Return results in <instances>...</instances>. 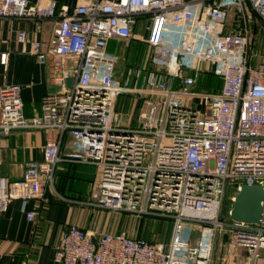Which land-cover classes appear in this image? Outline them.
Segmentation results:
<instances>
[{"label":"built area","instance_id":"1","mask_svg":"<svg viewBox=\"0 0 264 264\" xmlns=\"http://www.w3.org/2000/svg\"><path fill=\"white\" fill-rule=\"evenodd\" d=\"M1 18L53 23L46 46L25 31L16 41L63 91L27 117L21 87L0 86V135L40 130L46 138L42 158L25 163L19 180L0 175V214L12 201L42 199L58 163L89 164L98 170L94 207L170 221L171 234L157 242L70 226L56 263L214 264L222 251L220 264H264V61L251 47L264 30V0H88L73 9L0 0ZM143 18L145 38L134 32ZM112 39L145 43L148 68L127 65L117 76ZM203 74L220 82L217 92L195 90ZM123 95L143 97L133 126L120 124ZM64 136L75 150L60 153ZM243 185L263 190L256 224L230 219Z\"/></svg>","mask_w":264,"mask_h":264},{"label":"crops","instance_id":"2","mask_svg":"<svg viewBox=\"0 0 264 264\" xmlns=\"http://www.w3.org/2000/svg\"><path fill=\"white\" fill-rule=\"evenodd\" d=\"M29 1L35 3L37 0ZM43 1H55L57 7L73 9L88 0ZM143 21L146 22V18L138 21L134 32L145 38ZM52 29L51 21L38 23L0 19V54H6L5 65H0V86L16 84L21 87V99L27 117L40 112V102L45 95L61 92L63 87L51 82L48 67L39 65L35 57L28 53V46L17 43L16 35L18 31H25L28 38L46 46L52 37ZM116 43L119 40H110V48L107 50L114 52ZM139 44L147 46L142 42ZM253 44L252 50L258 55ZM258 61H264V49L263 57ZM217 82L220 88V82ZM197 85L195 90L200 91ZM45 140V134L40 130H14L8 135H0V175L10 180H19L25 163L42 158ZM75 148L76 141L64 136L60 153ZM97 172L94 165L60 162L54 171L53 188L46 189L42 199L9 203L7 210L0 214V264H60L54 260L55 250L62 234L70 226L97 235L121 231L127 233L128 214L103 210L91 203ZM30 211L36 213L33 221L27 219Z\"/></svg>","mask_w":264,"mask_h":264},{"label":"rangeland","instance_id":"3","mask_svg":"<svg viewBox=\"0 0 264 264\" xmlns=\"http://www.w3.org/2000/svg\"><path fill=\"white\" fill-rule=\"evenodd\" d=\"M142 24L145 26L146 23ZM140 36H142V34H140ZM253 45L258 51L257 60H261L264 49V30H259V32L256 34ZM114 46L115 44L113 47ZM107 48L109 49L110 45ZM115 48L114 52L113 50H109L108 52L114 57V65L117 76L127 65L145 67L146 69L148 68V63L151 56V49L148 46L141 45L138 41L127 42L124 40H119V43H116ZM197 84L198 89L201 92H217L219 89L217 80L206 74H203L199 77ZM142 99V96L134 97L129 95H123L119 98L116 108L120 115V124L133 126L136 123H139L137 116L143 110ZM126 216L129 221V231L127 232L128 235L132 237L140 236L149 241L157 242H166L169 239L171 234L170 221L161 218H139L135 217L134 215ZM187 239L193 242L195 239L194 233L187 235ZM242 252V250L237 249L234 253L237 263H242L244 261V254ZM222 256V251H218L214 264H220L219 260Z\"/></svg>","mask_w":264,"mask_h":264},{"label":"water","instance_id":"4","mask_svg":"<svg viewBox=\"0 0 264 264\" xmlns=\"http://www.w3.org/2000/svg\"><path fill=\"white\" fill-rule=\"evenodd\" d=\"M71 82L72 80L68 78L65 86L69 88ZM262 198L263 190L260 186L243 185L235 196L230 210V219L235 222L256 224L261 213Z\"/></svg>","mask_w":264,"mask_h":264}]
</instances>
